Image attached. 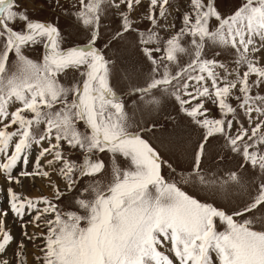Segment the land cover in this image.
I'll use <instances>...</instances> for the list:
<instances>
[{
  "label": "snow or ice",
  "instance_id": "6c2138e0",
  "mask_svg": "<svg viewBox=\"0 0 264 264\" xmlns=\"http://www.w3.org/2000/svg\"><path fill=\"white\" fill-rule=\"evenodd\" d=\"M141 4L78 0L65 14L87 39L64 47L56 24L30 18L18 0H0V195L8 205L0 208V264H28L29 242L36 264H264V0H241L230 12L218 0H188L183 10L148 0L146 13L133 18ZM110 18L118 21L111 38L97 47ZM112 42L141 57L124 69L123 93L111 82ZM38 45L36 61L26 51ZM221 50L234 66L218 58ZM70 70L79 78L62 83ZM126 97H136L131 113ZM166 106L199 134L183 165L143 135L156 129L146 117ZM212 141L219 146L212 159L222 163L206 168ZM104 153L107 183L97 179ZM37 178L51 198L14 187ZM183 185L228 204L202 201ZM74 191L66 210L59 202ZM9 213L22 239L7 226Z\"/></svg>",
  "mask_w": 264,
  "mask_h": 264
},
{
  "label": "rangeland",
  "instance_id": "374dc122",
  "mask_svg": "<svg viewBox=\"0 0 264 264\" xmlns=\"http://www.w3.org/2000/svg\"><path fill=\"white\" fill-rule=\"evenodd\" d=\"M56 3H62L63 9L54 6V0H18L19 6L21 9H26L30 18L50 22L56 24L62 33V38L64 41V47L68 46H81L87 36L83 33L79 23H77L70 15L65 14V10L69 9L70 5L74 3H78V0H55ZM172 3L176 5V7L183 10L188 3V0H172ZM241 3V0H218V4L220 6L221 11H231L237 5ZM148 7V0H142V4L137 6L134 13L133 18L140 17L146 13ZM172 19L175 21L177 29L181 24L180 15L178 12L174 11ZM118 21L110 18L109 23H102V38L97 42V47H102L105 43H108L111 38V28L115 26ZM140 26L147 27V22L144 21L141 23L139 19L136 21ZM215 24V21L212 22ZM219 50V49H215ZM26 55H28L33 60L39 61L42 56V46H36L32 49L26 51ZM107 55H110L112 59L115 61V65L112 69V84L115 86L118 92L123 93L126 89L127 82L123 80L122 74L125 68L130 67L135 64L137 60H139L140 54L139 52L133 48L130 44H126L124 42H112L110 44V48L107 52ZM223 60L225 63L230 66H234L233 60L234 58L229 54L221 50V55L218 57ZM243 71V69H242ZM79 78L73 73L71 70L68 74L63 75L61 77L62 83H67L73 79V77ZM142 77H137L135 82H140ZM264 94V93H262ZM136 99V97H126L125 103L127 110L129 113L132 112L131 101ZM235 106L236 101H232ZM207 107L211 109L210 115L213 117L217 116L216 108L209 104H206ZM14 110L10 108V111ZM139 117V114H137ZM149 121H154L156 123V129L154 132L144 133L145 139H149L150 143L156 147L161 155L165 159H169L170 162H174L177 158L181 161V165L183 162L190 158V149L195 146L196 142L199 140V134L193 132L187 119L183 117V114H176L175 108L171 106H166L161 111L146 117L145 123ZM150 126V124H149ZM180 142L179 146H177V142ZM212 147L209 151L208 159L204 162V166L206 168H213L216 164L222 163L219 160L214 161L212 157L219 150V146L216 141H212ZM81 154L77 151L71 153V158L75 160L80 159ZM101 158L104 160L106 165L105 173L102 174L97 179L101 180L102 183H107L109 180V171H110V154L104 153L101 154ZM117 163L120 167L124 168L127 166V162L122 158H117ZM177 165L174 163V167ZM178 167V171H179ZM167 169H165V172ZM53 177L57 184L60 185L61 188L64 187L61 178L57 174H53ZM84 181H81L83 184ZM4 184L3 176H0V186ZM17 191H21L24 195L29 196L31 198H38L41 195H47L50 198L53 196V192L48 187V182L41 178H37L35 181L31 179H25L23 182V187L15 186ZM184 189L189 192V194L197 195V198L208 202H215L217 206H226L228 204V200L220 197L209 196L207 193L203 191H199L198 189H193L192 187L183 185ZM78 191V188L77 190ZM76 191L71 194H66L61 201L59 202L62 207L66 210L71 208L70 197L76 195ZM7 201L5 200L3 195H0V208H7ZM28 219V217H25ZM7 226L13 231L17 239H22L21 236V228L19 223L15 222L11 213L6 220ZM218 230H223L224 226L217 221ZM31 231H40V229H36L34 226L29 225V229ZM14 247V246H13ZM38 252V248L36 247L35 242H29L27 244V255H28V264H36L34 260V255Z\"/></svg>",
  "mask_w": 264,
  "mask_h": 264
}]
</instances>
